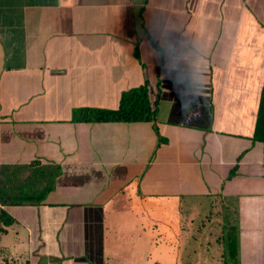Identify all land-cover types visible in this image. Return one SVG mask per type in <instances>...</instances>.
<instances>
[{"label": "crops", "instance_id": "1", "mask_svg": "<svg viewBox=\"0 0 264 264\" xmlns=\"http://www.w3.org/2000/svg\"><path fill=\"white\" fill-rule=\"evenodd\" d=\"M263 80L264 0H0V167L52 185L0 203V264H224L230 222L264 264ZM140 85L150 120L72 119Z\"/></svg>", "mask_w": 264, "mask_h": 264}, {"label": "trees", "instance_id": "2", "mask_svg": "<svg viewBox=\"0 0 264 264\" xmlns=\"http://www.w3.org/2000/svg\"><path fill=\"white\" fill-rule=\"evenodd\" d=\"M155 104L149 99V90L146 85H140L124 91L121 94L119 104L114 109L106 108H77L74 109L72 119L74 121L108 122V121H147L155 113ZM253 138L262 144L264 149V80L260 91L257 117L253 132ZM28 174L19 178L22 171ZM23 175V173H22ZM43 182H39V179ZM48 174L45 167H30L28 165H2L0 167V203L21 204L24 202L38 203L43 200L45 194L52 188L47 180ZM26 192L25 194H20ZM0 222L2 226H8L13 218L4 208L0 209ZM224 264H239V233L235 222L225 226L222 235ZM3 253V252H2ZM2 264H14L7 253L3 254Z\"/></svg>", "mask_w": 264, "mask_h": 264}, {"label": "rangeland", "instance_id": "3", "mask_svg": "<svg viewBox=\"0 0 264 264\" xmlns=\"http://www.w3.org/2000/svg\"><path fill=\"white\" fill-rule=\"evenodd\" d=\"M200 218H205L204 216L202 217H198L195 219V221L191 222L188 221L186 228L184 230L185 235L189 236L193 241V239H202L204 238V240H209L210 243H212L211 247L213 248L215 246V241L213 240L214 234L217 233L216 230L213 229V225H206L202 227V225H200L201 220ZM218 234H220V232L218 231ZM192 264H196V263H192Z\"/></svg>", "mask_w": 264, "mask_h": 264}, {"label": "built area", "instance_id": "4", "mask_svg": "<svg viewBox=\"0 0 264 264\" xmlns=\"http://www.w3.org/2000/svg\"><path fill=\"white\" fill-rule=\"evenodd\" d=\"M11 259H12V258H11ZM12 261H13L14 264H23L22 262H18V261H16L15 259H12Z\"/></svg>", "mask_w": 264, "mask_h": 264}]
</instances>
